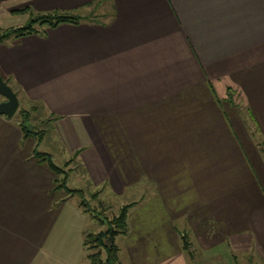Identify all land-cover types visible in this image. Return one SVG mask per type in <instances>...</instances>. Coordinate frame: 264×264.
Here are the masks:
<instances>
[{
    "label": "crops",
    "instance_id": "obj_1",
    "mask_svg": "<svg viewBox=\"0 0 264 264\" xmlns=\"http://www.w3.org/2000/svg\"><path fill=\"white\" fill-rule=\"evenodd\" d=\"M25 8L83 20L0 43L18 103L53 117L37 142L0 116V264H87L99 231L35 149L94 204L128 197L121 264H264V0H0V31Z\"/></svg>",
    "mask_w": 264,
    "mask_h": 264
},
{
    "label": "trees",
    "instance_id": "obj_2",
    "mask_svg": "<svg viewBox=\"0 0 264 264\" xmlns=\"http://www.w3.org/2000/svg\"><path fill=\"white\" fill-rule=\"evenodd\" d=\"M19 13H29V20L23 26L16 28H8L0 31V43L9 37L20 39L26 36L31 35H41L45 34L44 31L40 32L35 29V25H46L50 29H54L60 25L70 24V25H79L82 22L80 17H72L67 13L54 12L53 14L48 15H35L30 9L25 8L18 11ZM8 84V80L6 81ZM27 118V112L20 111V123L19 127L23 133V138L34 137L37 139V142L41 141V136H37V133L29 125H24L23 122ZM37 137V138H36ZM262 155L264 157V143L260 145ZM33 157L41 163H45L49 168L56 173V175L61 176L60 179L56 181V189L64 190L69 195H77L82 200L79 202L80 207L83 208L85 212L91 215L92 218H95V215L92 212V208H89V205L83 201V191L82 190H71L66 186V174L67 172L64 169L55 166L51 160L49 154L38 152L36 149L33 151ZM130 205L124 206L117 217H114L112 220L102 221L98 218L101 224L106 223L107 228L105 231H101L97 234L87 233L83 239V245L87 251L98 249L97 252L90 253L87 256L89 264H121L119 260V248L115 243V239L118 235L128 233V213ZM189 244L184 240V249L187 250ZM100 250H103L105 253L104 259H102Z\"/></svg>",
    "mask_w": 264,
    "mask_h": 264
},
{
    "label": "rangeland",
    "instance_id": "obj_3",
    "mask_svg": "<svg viewBox=\"0 0 264 264\" xmlns=\"http://www.w3.org/2000/svg\"><path fill=\"white\" fill-rule=\"evenodd\" d=\"M104 11H103V8L99 10V7H94V6H91V7H87L86 9L83 10V14L85 15L84 17L86 18H90V17H94L97 18L98 20L99 19H102L101 17H96L99 16V15H110L112 14V8L110 7H104ZM30 9V8H28ZM21 10V9H20ZM31 12H33V14L35 15H48V14H53L54 12H58L57 10L56 11H52V12H45V13H38V12H34L32 10H30ZM18 11L16 10L15 13H17ZM60 13H67L68 15H71L72 17H81L80 14L77 13H71V12H64V11H60ZM27 15H29V13H26ZM30 18V16L28 17ZM16 28V27H15ZM48 28L46 25H38L36 24L35 25V29H37L38 31L42 32L44 31V29ZM5 30V29H4ZM3 30H1L2 32ZM17 40L16 38H13V37H9L7 39H5L4 41H2V43H9L11 41H15ZM16 91L17 90V87L15 86H12ZM13 89V90H14ZM23 100V98H22ZM42 106H41V103H38V102H33V103H25V102H19V105H18V109L15 113V115H18L19 119H20V111H24V112H27V118L25 119V121L23 122V124L26 126V125H29L31 126V128L34 129V131L37 133V136H41V140L44 138L45 134L47 133L48 131V127H50V120L52 118L47 115L44 114V112L42 111ZM33 139H35L34 137H32ZM37 138V137H36ZM37 141V139H35ZM75 163L73 162V160H69L66 164H65V167H62V169H64V171H68L70 169H67V167L71 166V169L73 168V171H75V173L77 172L78 168L74 166ZM67 169V170H66ZM67 172V173H68ZM67 176V174H66ZM71 189H78V187H76V185L73 183V181H69V183L67 184ZM92 192V191H90ZM97 193H95L94 196H96ZM91 193H84L83 192V196H84V199L83 201L86 202V203H89L90 206L89 208H92V212L93 214L95 215V221H96V225L97 227H99V231H96L95 233H92V234H97L101 231H105L106 228H107V225L106 223H103L101 224L100 221L98 220V218L102 219V221H107V220H112L114 217H117L119 215V212H120V208L126 204L128 202V197H124V198H120V199H116L114 201H112V206L111 207H108L107 204H104V203H98L96 202L94 204L93 202V195L92 198H91ZM76 196V198L78 200H82L81 198H79L77 195H74ZM95 207H93L94 205ZM120 236V235H119ZM98 249L94 248V250H89L87 251L88 254L90 253H94V252H97ZM100 254H101V257L102 259H104L105 257V253L103 250H100ZM234 264H245L244 262V259L242 258V256L239 257V260L236 261H233ZM88 264V262H87ZM256 264V262L254 263Z\"/></svg>",
    "mask_w": 264,
    "mask_h": 264
},
{
    "label": "water",
    "instance_id": "obj_4",
    "mask_svg": "<svg viewBox=\"0 0 264 264\" xmlns=\"http://www.w3.org/2000/svg\"><path fill=\"white\" fill-rule=\"evenodd\" d=\"M0 96L4 101L0 102V116L11 118L18 109V97L0 74Z\"/></svg>",
    "mask_w": 264,
    "mask_h": 264
}]
</instances>
